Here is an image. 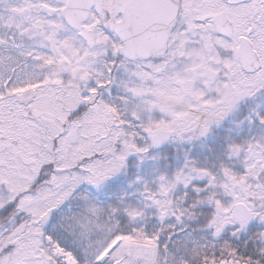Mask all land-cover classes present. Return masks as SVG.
I'll return each mask as SVG.
<instances>
[{"label":"snow or ice","instance_id":"obj_1","mask_svg":"<svg viewBox=\"0 0 264 264\" xmlns=\"http://www.w3.org/2000/svg\"><path fill=\"white\" fill-rule=\"evenodd\" d=\"M0 264H264V0H0Z\"/></svg>","mask_w":264,"mask_h":264}]
</instances>
